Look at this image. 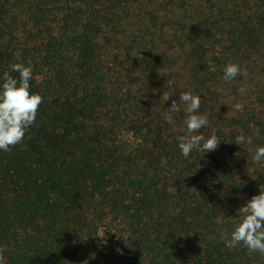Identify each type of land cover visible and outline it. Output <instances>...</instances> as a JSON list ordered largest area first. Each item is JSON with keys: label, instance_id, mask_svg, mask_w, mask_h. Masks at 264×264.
Segmentation results:
<instances>
[{"label": "trees", "instance_id": "1", "mask_svg": "<svg viewBox=\"0 0 264 264\" xmlns=\"http://www.w3.org/2000/svg\"><path fill=\"white\" fill-rule=\"evenodd\" d=\"M255 50L264 56V0H0V76L31 62L43 97L24 139L0 151L6 264H264L220 239L264 184L252 159L263 116L217 119L201 100L199 131L220 142L186 159L174 120L157 122L153 82L142 88L155 66V84L171 67L181 91L251 95L257 80L264 95V61L246 63ZM229 62L246 75L224 80Z\"/></svg>", "mask_w": 264, "mask_h": 264}, {"label": "clouds", "instance_id": "2", "mask_svg": "<svg viewBox=\"0 0 264 264\" xmlns=\"http://www.w3.org/2000/svg\"><path fill=\"white\" fill-rule=\"evenodd\" d=\"M12 73H18V76ZM238 75H246V70L232 62L224 66V80L231 81ZM33 78L31 62L27 65L23 62H14L10 65V70H6L0 76V151H8L11 146L20 143L26 132L36 122L43 97L40 93L31 91L30 81ZM163 95L165 101L171 96ZM181 104L185 113L181 128L184 134L177 137L181 154L187 159L194 150L203 153L215 150L220 142L216 131L213 130L208 136L199 131L209 124L208 116L199 111L201 95L183 91L180 93L179 103L173 100L169 109L180 112ZM166 119L172 122L170 114L166 116ZM235 143L241 146L250 144L251 138L240 133L236 136ZM252 159L258 164H264V145L256 146ZM259 188V194L253 195L244 206L237 210V219L233 223L232 230L221 232L220 239L228 248L242 244L250 251H259L264 254V184H260ZM0 264H6L2 245H0Z\"/></svg>", "mask_w": 264, "mask_h": 264}, {"label": "rangeland", "instance_id": "3", "mask_svg": "<svg viewBox=\"0 0 264 264\" xmlns=\"http://www.w3.org/2000/svg\"><path fill=\"white\" fill-rule=\"evenodd\" d=\"M264 61V56L260 54V52H257L256 50L253 52V54L251 55L249 61H246V63H257V62H261ZM168 67V66H166ZM178 68V67H177ZM171 67H168L166 69V71H164V75L168 76L169 79L166 83H161V84H155V80H159L160 78L157 76V70H155V66H152L151 69H149L146 73L150 76L149 78L147 76H145L146 78V85L143 84V89H145L146 86L150 85V83L153 82V88H151L152 92H154L155 94V99H159V97L164 101L162 102L164 104L163 107L161 106V109H155V114L157 117V122L165 120L166 116L168 114H170L172 116V119L174 120V125L178 128H182L183 127V119L185 116V113L183 111V104H181V111L180 112H173L171 111V109H169L172 105V101L175 100L177 103H179L180 100V93L183 92L179 89H177L175 87V79L174 77H172V74H175L177 72H172V70H170ZM179 71V70H177ZM163 74V71L160 70V75ZM161 76V78H163V76ZM264 79V78H263ZM160 81V80H159ZM208 84L206 85H197V84H193L191 86L192 91L194 92V90L196 89V87H198V91H196V94H200L201 95V100H205L206 102H208V104L206 105V111L209 112L211 109L210 107L212 106V101L215 102L216 104V109H213V111L216 114L217 119H220L222 117L227 116L228 114L230 115H237V111H242V115L244 116L245 112L247 110L251 111V110H255L256 111V117H255V121H256V125H259L262 121V116L264 119V102H263V97L264 95H262L261 92H257L258 90V81L255 80L254 82V86H248L247 88L250 90L251 88L254 87V91H252L251 95H246V94H239L237 95L236 93H232L230 91H224L223 89L220 88H213V85ZM228 85V84H225ZM227 90H231L232 86L229 85L227 87ZM241 93H245V91L239 90ZM227 93H229V95H227ZM163 94H167V95H171L169 97V99L167 101L164 100V95ZM141 95V100L143 101H148V95L143 96V94ZM250 96V100H249V105L245 106L242 103V96ZM175 96V97H172ZM161 101V100H160ZM241 101V102H240ZM252 101L254 102V104L252 105ZM156 102L158 103V101L156 100ZM237 105H239V107H236ZM205 106V105H204ZM208 106V107H207ZM232 106L234 109H232ZM167 108V109H166ZM239 108V109H238ZM202 111L205 109H201ZM200 111L201 114H205L202 111ZM159 117V118H158ZM245 118V117H244ZM168 120V119H166ZM254 124V123H253ZM210 127V123L208 124ZM261 135V133H259ZM253 139V138H251ZM229 147H233L232 145ZM227 147V148H229Z\"/></svg>", "mask_w": 264, "mask_h": 264}]
</instances>
